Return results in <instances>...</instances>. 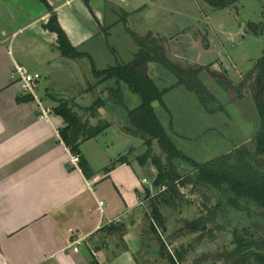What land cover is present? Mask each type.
I'll use <instances>...</instances> for the list:
<instances>
[{
  "label": "crops",
  "instance_id": "obj_1",
  "mask_svg": "<svg viewBox=\"0 0 264 264\" xmlns=\"http://www.w3.org/2000/svg\"><path fill=\"white\" fill-rule=\"evenodd\" d=\"M157 1L33 0L32 8V0H0V264H90L91 256L99 264H140L136 253L144 250L145 241H152L145 240L141 230L134 234L142 226L138 220L142 208L139 200L146 191L141 183L144 178L139 177L142 168L132 160L111 168L121 155L107 158L97 137L80 147L93 171L86 179L71 163L72 155L59 136L65 125L53 112L57 103L51 97H57L53 94L56 87L50 84L53 90L46 97L53 105L47 107L35 92L24 94L11 80V71L16 65L36 73L53 70L58 61L39 52L59 53L56 35L44 28L52 14L70 45L87 54L81 49L105 31L102 27L106 26L108 3L127 16L143 8L144 13L152 11L155 18V5L161 6ZM119 4L131 6L130 11ZM38 5L43 8L38 10ZM203 20L204 28L200 29L204 31L209 26L207 15ZM249 24L259 25L261 30V23ZM222 72L231 81L227 72ZM244 76L231 83L239 84ZM84 95L86 92L79 91L70 100L79 105ZM29 97L32 99L22 100ZM248 99L245 95L236 101ZM41 109L50 110L47 118H40ZM169 124L172 131L171 121ZM92 152L98 159L101 153L99 165L91 158ZM111 224L127 226L126 234L116 243L113 237L103 238L102 230ZM140 255L146 258V254ZM157 261L150 258L145 263ZM159 263L167 261L160 258Z\"/></svg>",
  "mask_w": 264,
  "mask_h": 264
},
{
  "label": "rangeland",
  "instance_id": "obj_2",
  "mask_svg": "<svg viewBox=\"0 0 264 264\" xmlns=\"http://www.w3.org/2000/svg\"><path fill=\"white\" fill-rule=\"evenodd\" d=\"M156 4H161V6L155 5L157 17L147 19V12L144 13L143 8L127 16L113 4L108 3L106 26L102 27L105 31L91 39L81 49L82 52L90 55L96 70L129 63L138 51L132 34L137 37H144L149 33L159 36L167 41L168 58L172 62L184 67L191 63H194L191 65H211L214 70L226 71L235 84L239 82V75H246L252 69L254 61L264 56V0H240L235 6L223 10H213L202 0H158ZM119 5L127 11L131 9V6L125 8L124 5ZM40 8L42 9L43 6L38 5V10ZM174 9L178 11L174 13ZM205 15H207L209 26L203 31L200 28H204ZM197 18H200L201 22ZM249 23H261V30L256 34L248 32L246 26ZM40 50L43 56L52 57L58 61L54 64L53 70L47 68L38 70L41 80L38 88L35 89V94L42 99L45 106L53 105L46 97L48 93H51L50 84L56 87L53 91L54 95L70 100V97H76L79 91H87L88 84L93 83L89 60L65 59L60 53L53 55L42 53ZM173 52L178 53L173 55ZM148 74L161 89L176 83L172 75L155 63L149 64ZM200 78L216 99L215 102L207 103L205 107L195 94L178 87L164 96L165 107L162 108L155 103L154 108L167 130L171 121L173 130L172 134L169 133L177 148L187 157L204 164L221 157L237 146L249 143L259 129V119L250 99L242 103L236 101L234 93L225 92L214 80L207 78L204 74ZM122 93L124 102L130 109L139 105V98L131 94L125 85L122 86ZM93 100L94 96L86 93L78 103L82 107H87ZM102 112L103 119L111 124L105 133L98 137L103 153L107 158L115 159L121 155L127 160L135 161V158L143 154L145 150L141 141L122 132L115 106L103 109ZM246 140L247 142H244ZM88 146L86 148H89ZM153 153L160 155L157 146H154ZM90 155L96 165L101 163V153L99 159L93 155V152ZM155 174L156 172L149 165L140 169L139 172V177L147 181L145 189L148 190L150 197L155 196L157 192L152 187ZM180 192L182 198L178 199L174 205L179 206L178 210L162 209L167 224L166 230L162 233L159 230L158 234L161 240L166 242L168 252L174 253L175 250H179L184 254V261L181 264H193L200 258L204 260L200 264H211L215 258L231 249L232 230L240 225L241 218L237 214H230L224 210L222 217L218 219L224 226L222 231L209 225L208 228L212 230V233L204 234V239H198L200 234L184 235L180 232L183 227L180 219L194 220L204 212V205L212 206L216 198L212 192L206 190H197L193 193L190 187L181 189ZM142 195L145 197L146 192L144 191ZM202 195L210 198L208 204H205ZM149 212L146 202L138 213V220L142 224L141 229L138 231L135 229L134 234L137 235L141 230V236L145 240L151 238L152 241H145L144 250L137 252L136 255L140 264H146V260L150 258L162 264L159 263L160 257L157 254L159 243L157 238L149 232L148 220L145 217ZM251 215V224H248L250 232L256 239H264L263 220L258 219L257 213L252 212ZM122 226L124 233L121 237L127 232V226ZM110 237H113V243H116L120 236L112 234ZM143 253L146 254L145 259L139 256Z\"/></svg>",
  "mask_w": 264,
  "mask_h": 264
},
{
  "label": "trees",
  "instance_id": "obj_3",
  "mask_svg": "<svg viewBox=\"0 0 264 264\" xmlns=\"http://www.w3.org/2000/svg\"><path fill=\"white\" fill-rule=\"evenodd\" d=\"M40 1L44 2V0ZM239 1L202 0L213 10L233 7ZM246 27L248 32L256 34L260 31L259 25L248 24ZM44 28L56 35L57 50L61 57L70 60L87 59L91 65L93 83H89L85 91L94 96L91 105L82 107L74 100L51 97V100L57 103L53 112L65 125L59 131L60 139L69 153L78 158L77 166L83 176L89 179L93 176V171L81 154L80 147L83 143L105 133L111 126L108 121L100 118L99 112L101 109L115 106L122 132L139 139L145 148L143 154L135 158V162L141 168L149 165L156 172L152 180V187L157 191L156 195L150 197L146 190L144 199L150 210L145 217L148 220L149 232L159 243V257L168 264H181L184 261V254L179 250H175L174 253L166 250V242L161 240L158 231L162 233L166 230L167 221L162 209L178 210L179 206L174 205L182 198L181 189L190 187L193 193L197 190L212 192L216 202L212 206L204 205V212L192 221L180 219L183 222L180 232L184 235L200 234L198 239L201 240L204 239V234L212 233L208 228L209 225L220 231L224 229L218 221L224 210L230 214H237L241 222L232 230L231 249L215 258L211 264L218 262L264 264V239H256L248 226L251 224L252 212L257 213L258 219L264 222V56L253 64L252 69L239 84L233 85L225 73L215 72L210 66L200 67L190 64L184 67L172 62L168 58L165 39L151 33L144 37L132 34L138 48L133 59L129 63L117 64L99 71L95 69L88 54L80 53L70 45L54 14ZM151 63L160 65L174 77L176 83L168 88H159L148 74V66ZM203 74L214 80L224 91H232L237 99L247 94L256 110L259 129L249 143L237 146L217 159L200 164L177 148L171 137V124L169 130L163 126L156 114L154 104L158 103L162 108L165 107L164 96L178 87L195 94L203 106L215 102L216 99L201 81L200 77ZM123 85L131 94L139 98L137 107L130 109L125 104ZM31 99L29 97L22 100ZM154 146L158 147L160 155L153 153ZM116 164H129V162L126 158L120 157L111 168ZM109 171L110 169H107V172ZM202 197L205 204L210 202L207 196L202 195ZM102 232L103 238L119 234L121 239L124 227L111 224ZM203 262L204 260L200 258L193 264ZM90 264L99 263L91 256Z\"/></svg>",
  "mask_w": 264,
  "mask_h": 264
},
{
  "label": "built area",
  "instance_id": "obj_4",
  "mask_svg": "<svg viewBox=\"0 0 264 264\" xmlns=\"http://www.w3.org/2000/svg\"><path fill=\"white\" fill-rule=\"evenodd\" d=\"M11 80L19 85L21 88V91L26 95H33L35 92V89L38 87L41 75L36 72H29L27 69H25L22 66H14L11 71ZM50 112L49 109H41V115L40 118L44 119L47 118L48 113ZM71 163L75 166H77L78 158L77 157H71ZM143 185L147 184L146 179H143L141 181ZM140 205L144 206L145 199L144 197L140 198L139 200ZM80 242L77 241V244Z\"/></svg>",
  "mask_w": 264,
  "mask_h": 264
},
{
  "label": "water",
  "instance_id": "obj_5",
  "mask_svg": "<svg viewBox=\"0 0 264 264\" xmlns=\"http://www.w3.org/2000/svg\"><path fill=\"white\" fill-rule=\"evenodd\" d=\"M154 17V13L152 11H147V14H146V18L147 19H151ZM49 90H53V86L52 85H49Z\"/></svg>",
  "mask_w": 264,
  "mask_h": 264
}]
</instances>
